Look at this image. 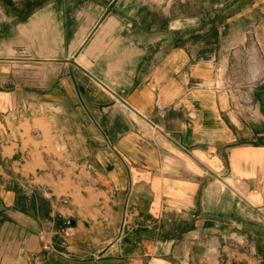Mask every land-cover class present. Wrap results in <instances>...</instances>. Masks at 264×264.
<instances>
[{"label":"crops","instance_id":"1","mask_svg":"<svg viewBox=\"0 0 264 264\" xmlns=\"http://www.w3.org/2000/svg\"><path fill=\"white\" fill-rule=\"evenodd\" d=\"M188 27L173 0H0V248L35 264H264V90L196 87L218 78L221 32L210 49ZM18 101L37 117L14 142Z\"/></svg>","mask_w":264,"mask_h":264},{"label":"rangeland","instance_id":"2","mask_svg":"<svg viewBox=\"0 0 264 264\" xmlns=\"http://www.w3.org/2000/svg\"><path fill=\"white\" fill-rule=\"evenodd\" d=\"M173 14L187 15L190 37L204 36V39L200 38V43L204 42L210 49L213 40L217 45L216 37L218 32H221L222 56L218 78L215 82L196 87L214 86L233 96L244 100L252 98L254 101V95L264 90V0H173ZM18 89L35 90L34 87ZM20 99L19 93L18 100ZM15 110L13 123L9 122L14 142L21 138L18 134L20 129L24 128L26 134L29 133L28 122L19 126L22 119L31 114L37 117V108L33 105L29 108L28 105L18 101ZM14 121H18V124L16 125ZM18 126L19 128H16ZM28 140L29 142H24V148L33 142L31 137ZM60 152L63 155L64 151L60 150ZM44 173H52L57 178L69 177V170L64 171V168L44 167ZM55 186L62 195L68 194L70 188L68 182L56 183ZM41 240L44 251L53 249L54 244L49 239V232L42 233ZM80 250L84 251V249ZM65 254L68 255V252ZM0 264H35V262L29 263L26 258L15 256L10 248L6 250L3 247L0 248Z\"/></svg>","mask_w":264,"mask_h":264},{"label":"built area","instance_id":"3","mask_svg":"<svg viewBox=\"0 0 264 264\" xmlns=\"http://www.w3.org/2000/svg\"><path fill=\"white\" fill-rule=\"evenodd\" d=\"M252 116V115H251Z\"/></svg>","mask_w":264,"mask_h":264}]
</instances>
